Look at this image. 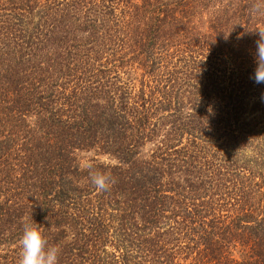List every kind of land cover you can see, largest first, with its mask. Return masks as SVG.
Wrapping results in <instances>:
<instances>
[{"label":"trees","instance_id":"1","mask_svg":"<svg viewBox=\"0 0 264 264\" xmlns=\"http://www.w3.org/2000/svg\"><path fill=\"white\" fill-rule=\"evenodd\" d=\"M252 3L0 0V264H264Z\"/></svg>","mask_w":264,"mask_h":264},{"label":"clouds","instance_id":"2","mask_svg":"<svg viewBox=\"0 0 264 264\" xmlns=\"http://www.w3.org/2000/svg\"><path fill=\"white\" fill-rule=\"evenodd\" d=\"M251 14L264 16V0H253ZM257 35L253 52L254 70L250 76L256 84H264V25L252 30ZM89 182L97 192L108 191L114 180L93 165H86ZM17 264H58L60 248L49 244L42 229L32 219L25 218L22 222V233L19 238Z\"/></svg>","mask_w":264,"mask_h":264}]
</instances>
